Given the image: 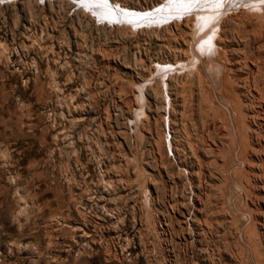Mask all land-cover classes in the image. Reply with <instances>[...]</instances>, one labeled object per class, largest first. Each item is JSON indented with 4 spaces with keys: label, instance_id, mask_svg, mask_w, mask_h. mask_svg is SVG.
<instances>
[{
    "label": "rangeland",
    "instance_id": "rangeland-1",
    "mask_svg": "<svg viewBox=\"0 0 264 264\" xmlns=\"http://www.w3.org/2000/svg\"><path fill=\"white\" fill-rule=\"evenodd\" d=\"M81 5L0 0V264H264V16Z\"/></svg>",
    "mask_w": 264,
    "mask_h": 264
},
{
    "label": "bare ground",
    "instance_id": "bare-ground-1",
    "mask_svg": "<svg viewBox=\"0 0 264 264\" xmlns=\"http://www.w3.org/2000/svg\"><path fill=\"white\" fill-rule=\"evenodd\" d=\"M75 1L82 4L81 6L83 7H81V9L83 8V11L86 12V14L88 13L87 15H91L93 18H96L97 22H102V26L116 28L121 27L130 31H135L142 25L150 29L158 28L159 24L162 22L164 23L167 20L164 16L168 15L169 17L175 16L176 19L179 18L178 20L173 19V22H171L175 27H181L183 24H187L190 20H197L198 24L196 23V28L194 33H192L196 34V30L199 29L198 26L200 25V22L204 21L202 24L212 25L213 16L219 14L223 9L227 10L232 7L238 9L240 8V4L242 5V8L248 6L249 4L254 5L252 7H257V9H255V12H250L249 14L262 17L264 16V0H161L150 8H144L141 12L129 10L128 7L118 4L116 0L114 2H106L107 0ZM241 11H243V9ZM163 26L164 25H162V27ZM201 28L202 26H200V29ZM217 34L218 33L216 31L209 32L206 37H201L198 41H196V44L199 42L201 43V50L203 52H208L211 60H213L215 58V54L218 55L219 52V50L217 51L219 47V41L216 40ZM194 55L196 56V54Z\"/></svg>",
    "mask_w": 264,
    "mask_h": 264
}]
</instances>
